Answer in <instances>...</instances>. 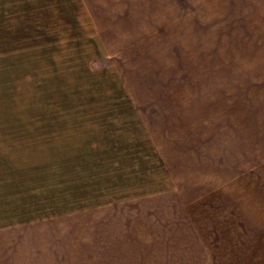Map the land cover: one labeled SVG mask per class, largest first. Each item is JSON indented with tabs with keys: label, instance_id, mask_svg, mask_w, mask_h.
<instances>
[{
	"label": "rangeland",
	"instance_id": "rangeland-1",
	"mask_svg": "<svg viewBox=\"0 0 264 264\" xmlns=\"http://www.w3.org/2000/svg\"><path fill=\"white\" fill-rule=\"evenodd\" d=\"M0 264H264V0H0Z\"/></svg>",
	"mask_w": 264,
	"mask_h": 264
},
{
	"label": "crops",
	"instance_id": "crops-1",
	"mask_svg": "<svg viewBox=\"0 0 264 264\" xmlns=\"http://www.w3.org/2000/svg\"><path fill=\"white\" fill-rule=\"evenodd\" d=\"M156 6H157L158 8H160V6H159L158 4H156Z\"/></svg>",
	"mask_w": 264,
	"mask_h": 264
}]
</instances>
